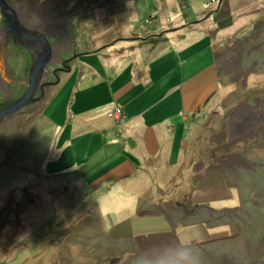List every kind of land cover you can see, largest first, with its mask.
<instances>
[{
  "label": "rangeland",
  "instance_id": "rangeland-1",
  "mask_svg": "<svg viewBox=\"0 0 264 264\" xmlns=\"http://www.w3.org/2000/svg\"><path fill=\"white\" fill-rule=\"evenodd\" d=\"M127 1L89 0L85 12L74 5L70 10L75 17L83 16L81 21H95L98 9L104 8L106 13L99 20L102 23L107 17L110 21L104 36L115 38L122 33L119 24H113L119 15L117 7ZM208 1H129L137 4L131 18H137L141 27L179 23L177 27L182 28L213 14L208 18L211 22L226 17L227 9L234 16L232 26L217 25L200 32L202 40L186 51L195 52L194 57L205 66L216 48L222 71L221 100L186 114L188 127L179 128L187 142L184 165L150 169L146 186L151 187L150 192L136 202L142 210L168 213L177 224L189 225L187 235L201 244L186 246L197 254L200 264H264V0H223L220 10L216 9L219 1ZM72 24L67 30L74 43ZM156 36L154 33L153 38ZM205 40L212 44L211 49L206 50ZM8 51L5 63L11 70L19 67L20 72L12 70L0 81V108L25 91L34 57L23 58L18 66L13 55H25V49L18 44ZM69 53L70 58L74 52ZM61 55L46 66L43 79L54 82L59 77V82L45 88L42 99L0 119V264H147L151 255L142 252V243L165 236L161 226H149L146 219L138 222L136 216L132 228L117 235V206L92 185L96 175L104 172L89 174L86 168H70L79 153L66 151L63 143L72 140L74 123L78 130L88 129L77 117L73 123L70 119L71 113L80 116L86 112L81 106L86 92L81 87L76 92L78 75L66 70L71 61L62 66L66 58ZM6 68L0 66V76ZM165 77L171 80L172 73ZM112 112L110 116L119 123L122 113L117 119ZM98 141L87 146L90 152L98 149ZM209 171L217 177L208 176ZM208 185L226 189L217 192V199L211 202L190 199L193 194L202 200L209 193ZM191 210L193 215L188 213ZM154 245L149 242L147 247L153 249Z\"/></svg>",
  "mask_w": 264,
  "mask_h": 264
},
{
  "label": "crops",
  "instance_id": "crops-1",
  "mask_svg": "<svg viewBox=\"0 0 264 264\" xmlns=\"http://www.w3.org/2000/svg\"><path fill=\"white\" fill-rule=\"evenodd\" d=\"M129 1L120 2L117 7L119 15L114 18L113 24L116 26L119 24L122 33L117 34L116 39L104 36L106 28L108 29L110 25L107 17L103 18L102 23L99 20L106 13L104 8H97L99 18L95 17V21L92 18H89V21H81L83 16H77L73 21L72 25L76 30L75 48L79 52L86 51L72 61L68 71L78 75L74 88L76 92H79L80 87L86 92L81 101V106H84L86 112L80 116L71 113L70 119L77 117L76 119L85 123L88 129L78 130L74 123L72 140L63 143V148L75 152V155L79 153L77 161L70 164V168L75 166L86 168L89 174L94 170H99L98 173L104 172L102 175H96L92 185L98 186L102 195L107 197L105 198L107 201L116 204L114 214L119 218L120 225L117 235L122 236L128 232L136 216H138L136 219L139 218L138 222L146 219L144 222L149 226H161L160 229L165 236L142 243V252L147 256L151 255L146 259L147 264H178L175 253L188 244L198 243L193 242L191 235H187L189 225L177 224L174 216L168 213L142 210L137 202L150 192L151 187L146 188L151 180L150 169L177 168V165H184L187 142L184 139L186 135L184 136L179 128L188 127L187 113L194 114L210 103L213 105L219 103L221 98L219 74L222 71L215 47L209 57L210 61L205 66H202L199 58L194 57L195 52H186L202 40L199 38L204 36L201 35L205 33L202 31L203 28L212 27V22L208 24L209 19L194 26H190L191 22L182 28L177 27L179 23L170 25L172 27L168 26L173 30L159 24L151 25L150 28L145 25L141 27L137 18L135 20L131 18L137 4ZM14 8L21 25L27 30L41 31L45 26L41 20L39 7L33 2L29 5L20 3L14 5ZM0 24V66L7 67L4 69L6 73L2 72L0 76L2 81L12 70L19 73L20 68L11 70L5 63V55H10L8 50L14 38L6 32L7 22L1 12ZM209 28L206 32L211 31ZM154 33L158 36L153 38ZM148 35L151 36L150 39H146ZM205 41L208 50L212 44L209 45V42ZM59 54L61 55L60 51ZM70 54L65 51V55L61 57L69 58ZM13 56L16 57L18 66L22 59H25L20 52ZM56 58V56L53 58V62ZM94 59L97 60V65L94 64L96 62ZM170 63L173 64L172 67L169 66ZM187 65H190L191 69ZM66 73L68 75V72ZM169 73H172V78L166 80L165 75ZM116 107H120L122 111L119 123L110 116ZM178 119H181L179 123ZM122 121L124 123L121 125ZM95 139L99 140L98 149L90 152L87 146ZM175 152L177 156L173 155ZM210 172H207L208 176H211ZM210 185L209 193L203 196L202 200L193 194L190 199L195 198L194 200L201 203L211 202L217 199V192L226 189V186L209 187ZM213 192L216 194L211 195ZM132 199L135 202L138 200L136 204L133 205ZM188 213L193 215L194 211ZM149 242L155 244L153 249L147 247Z\"/></svg>",
  "mask_w": 264,
  "mask_h": 264
},
{
  "label": "water",
  "instance_id": "water-1",
  "mask_svg": "<svg viewBox=\"0 0 264 264\" xmlns=\"http://www.w3.org/2000/svg\"><path fill=\"white\" fill-rule=\"evenodd\" d=\"M14 5L7 0H0V12L7 20L6 32L18 40L19 44L27 46L22 39H36L39 43L36 45L38 52L33 57L31 68L28 74V81L25 91L9 105L0 108V119L8 117L23 107L32 104L44 97L45 88L59 82L57 77L54 82H43L46 66L53 61V57L58 56L59 51H54L49 38L46 35H34L27 28L23 27L18 20ZM29 47V46H28ZM70 67H66L69 70ZM40 91V95L36 96Z\"/></svg>",
  "mask_w": 264,
  "mask_h": 264
},
{
  "label": "flooded vegetation",
  "instance_id": "flooded-vegetation-1",
  "mask_svg": "<svg viewBox=\"0 0 264 264\" xmlns=\"http://www.w3.org/2000/svg\"><path fill=\"white\" fill-rule=\"evenodd\" d=\"M7 1L12 3L13 5H17L20 3L29 5L31 2L36 4L39 7L41 20L45 23V26L42 27L41 31H35V32L31 31V32L34 35H39V34L46 35L49 38V41L54 51H60V53L63 51L74 52L72 57L66 58L62 66H66V62L68 61H71L70 63H72V61H74L75 58H77L80 52L76 50L75 44L72 41L73 37L72 35L70 37L67 30V27L70 25V23L75 20V16L74 14H71L70 9L74 5L75 9L81 8L83 12H85L86 5L88 4L89 0H7ZM15 13L19 20V16L16 10ZM4 20L6 19L4 18ZM13 38L14 39H12L11 44L18 45L19 44L18 40L15 38V36H13ZM22 42L25 43L27 46L21 44L19 45L25 49L24 56L27 57L29 61L38 52L36 45L39 42L36 39H27V38L22 39ZM28 67L29 65H27V68Z\"/></svg>",
  "mask_w": 264,
  "mask_h": 264
},
{
  "label": "trees",
  "instance_id": "trees-1",
  "mask_svg": "<svg viewBox=\"0 0 264 264\" xmlns=\"http://www.w3.org/2000/svg\"><path fill=\"white\" fill-rule=\"evenodd\" d=\"M211 3H213V4H215L217 1H219L218 2V7L216 8L217 10H220V8H221V4H222V2H223V0H209ZM208 1V2H209ZM225 11V10H224ZM224 11H223V13H224ZM227 12V13H226ZM226 14H227V16L226 17H222V18H220V19H218V20H216V19H211V22H212V27L211 28H209L210 30H212L213 28H215V26H217L218 25V27H221V26H226V25H229V26H232L233 25V23H232V20H233V15L230 13V11L227 9L226 10ZM212 13V12H211ZM210 13V14H211ZM233 16V17H232ZM211 17H213V14H211L210 15V17L208 16V18H211ZM232 17V18H231ZM208 18H206V19H204V21L205 20H208ZM222 19V20H221ZM227 19V20H226ZM223 20H225L224 22H222ZM203 21V20H202ZM201 20L200 21H196V22H191L190 23V26H194V25H197L198 23H200V22H202ZM227 21V22H226ZM210 23V22H209ZM208 23V24H209ZM146 26V25H145ZM208 28H203L202 29V31L203 32H206V30L208 29ZM149 37H151L150 35H148L147 36V38L146 39H150ZM121 110V109H120ZM121 113H122V111H121ZM118 119V118H117ZM211 211H214V210H211ZM204 222V221H203Z\"/></svg>",
  "mask_w": 264,
  "mask_h": 264
},
{
  "label": "clouds",
  "instance_id": "clouds-1",
  "mask_svg": "<svg viewBox=\"0 0 264 264\" xmlns=\"http://www.w3.org/2000/svg\"><path fill=\"white\" fill-rule=\"evenodd\" d=\"M175 254L178 264H200L199 257L189 246L179 249Z\"/></svg>",
  "mask_w": 264,
  "mask_h": 264
},
{
  "label": "built area",
  "instance_id": "built-area-1",
  "mask_svg": "<svg viewBox=\"0 0 264 264\" xmlns=\"http://www.w3.org/2000/svg\"><path fill=\"white\" fill-rule=\"evenodd\" d=\"M113 115L116 117V118H118L119 116H120V114H121V110L120 109H115V110H113Z\"/></svg>",
  "mask_w": 264,
  "mask_h": 264
}]
</instances>
